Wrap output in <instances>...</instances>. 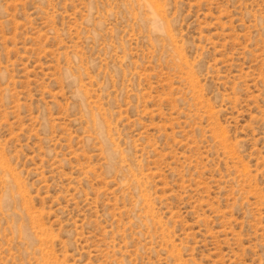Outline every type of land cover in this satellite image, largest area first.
Segmentation results:
<instances>
[{"label":"rangeland","instance_id":"obj_1","mask_svg":"<svg viewBox=\"0 0 264 264\" xmlns=\"http://www.w3.org/2000/svg\"><path fill=\"white\" fill-rule=\"evenodd\" d=\"M0 264H264V0H0Z\"/></svg>","mask_w":264,"mask_h":264}]
</instances>
